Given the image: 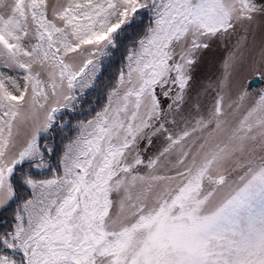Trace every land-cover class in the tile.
Returning <instances> with one entry per match:
<instances>
[{"label":"snow or ice","instance_id":"snow-or-ice-1","mask_svg":"<svg viewBox=\"0 0 264 264\" xmlns=\"http://www.w3.org/2000/svg\"><path fill=\"white\" fill-rule=\"evenodd\" d=\"M259 19L264 0H0V264H264V88L234 80Z\"/></svg>","mask_w":264,"mask_h":264},{"label":"rangeland","instance_id":"rangeland-1","mask_svg":"<svg viewBox=\"0 0 264 264\" xmlns=\"http://www.w3.org/2000/svg\"><path fill=\"white\" fill-rule=\"evenodd\" d=\"M55 2L56 0H49L50 5ZM243 34V29L238 28L237 33L230 40L224 41L223 43L220 41H213L212 47L200 54L199 62L193 72L191 96H195V94L205 88L210 81L216 80L220 74L223 59L232 49L236 39ZM247 35L248 41L244 49L246 52V62L242 67L237 69L234 75V80L241 84L248 82V80L254 76L250 64L259 58V50L261 46L264 45V19H259L255 31H249ZM262 88H264V85ZM201 100L202 103L207 104L210 102L211 96H202ZM187 110L188 106L186 105L185 111ZM159 143L160 141L156 142V146L152 149L153 152L156 150V147L159 146Z\"/></svg>","mask_w":264,"mask_h":264},{"label":"trees","instance_id":"trees-1","mask_svg":"<svg viewBox=\"0 0 264 264\" xmlns=\"http://www.w3.org/2000/svg\"><path fill=\"white\" fill-rule=\"evenodd\" d=\"M131 43L129 40H124L123 43L120 45V48L118 51L115 52L114 58L111 60L110 63H105L104 65V70H103V75L100 77L96 87L94 89H89L87 90L88 94L86 97L82 98V103L85 105V114L88 111L87 106L92 104L95 106L96 103H102L104 99V93L106 92V85H109L115 75L117 74L121 62H122V57L125 53L126 47ZM77 116L81 115L79 110L76 113ZM68 117H72V114L69 113L68 116L65 118L67 119ZM75 122V118L73 117V123ZM55 138H56V144L57 148L59 149L60 147V140H61V134L59 130L57 129L55 131ZM5 219H10V212H5V213H0V220H5Z\"/></svg>","mask_w":264,"mask_h":264},{"label":"water","instance_id":"water-1","mask_svg":"<svg viewBox=\"0 0 264 264\" xmlns=\"http://www.w3.org/2000/svg\"><path fill=\"white\" fill-rule=\"evenodd\" d=\"M249 81H250V83H249L248 86L250 87V89H252V88H254V87H256V86H258V85L263 83L262 79H255L253 77Z\"/></svg>","mask_w":264,"mask_h":264},{"label":"flooded vegetation","instance_id":"flooded-vegetation-1","mask_svg":"<svg viewBox=\"0 0 264 264\" xmlns=\"http://www.w3.org/2000/svg\"><path fill=\"white\" fill-rule=\"evenodd\" d=\"M262 87H257V88H255V89H253V91H258V90H260Z\"/></svg>","mask_w":264,"mask_h":264}]
</instances>
